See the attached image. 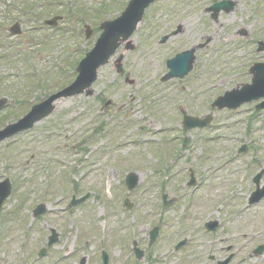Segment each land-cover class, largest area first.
Wrapping results in <instances>:
<instances>
[{"label": "rangeland", "instance_id": "obj_1", "mask_svg": "<svg viewBox=\"0 0 264 264\" xmlns=\"http://www.w3.org/2000/svg\"><path fill=\"white\" fill-rule=\"evenodd\" d=\"M127 1L0 0V97L8 100L0 129L73 80L98 24L118 16ZM218 1L158 0L133 34V49L121 46L99 70L91 96L59 100L34 129L0 143V181L8 178L12 188L0 211V264H102V251L108 264H216L229 252L230 264H264V251L252 253L264 246V200L247 206L252 179L264 169V112L255 111L258 101L234 111L210 107L250 82L252 64L264 63L256 51L264 43V0H232V11L213 20L206 10ZM46 5L56 12L46 16ZM53 15L62 17L58 31L39 23ZM15 22L19 37L8 33ZM178 26L176 36L158 42ZM199 44L189 74L161 82L166 60ZM181 111L210 115L211 122L184 131ZM130 172L138 187L128 193L123 180ZM190 172L195 183L188 187ZM86 194L80 206L68 207L72 196ZM163 194L175 199L171 206L164 207ZM38 204L46 212L34 219ZM210 221L218 228L207 233ZM154 227L158 236L149 246ZM50 228L58 242L39 259Z\"/></svg>", "mask_w": 264, "mask_h": 264}, {"label": "water", "instance_id": "obj_2", "mask_svg": "<svg viewBox=\"0 0 264 264\" xmlns=\"http://www.w3.org/2000/svg\"><path fill=\"white\" fill-rule=\"evenodd\" d=\"M156 0H129L124 11L119 17L114 20H108L102 22L99 28L102 31L99 35L94 47L86 54L85 57L79 62L75 69L77 76L75 80L66 88H63L60 92L49 96L45 101L37 105L32 106L30 111L20 120L15 123L8 124L2 131H0V142L8 139L18 133L30 130L35 123L41 121L42 119L49 116L52 111H54V102L61 99H67L72 96H77L85 93L86 96L93 94L91 86L97 79L98 70L109 63L110 58L115 55L118 48L124 44L125 49L131 50L132 45L129 38L138 29L139 24L142 21L144 15V10H146L150 5H152ZM232 9V3L229 1H223L214 4L207 8V12H211V17L216 19L218 13L223 10L229 12ZM57 18H54L50 22L47 21L46 24L49 26H56ZM181 28L177 27V30L172 32L167 37L164 36L159 41L164 43L170 36H175L180 32ZM11 34H19L20 31L17 25H14L10 29ZM90 35L89 33L86 34ZM194 50L191 49L182 53L177 54L174 58L168 60L166 67L169 70L168 73L162 78V81H169L173 78L182 79L186 76L192 69L194 62ZM264 50V44H258V51ZM122 55H119L115 61L116 73H120L122 70L121 62ZM252 74L251 84L244 85L240 90H233L230 92H225L222 96L218 97L214 102H212L211 107L217 108L218 110L226 109H237L242 104L250 102L252 100H258L263 98V101L256 106L257 110L264 109V64H256L250 69ZM6 100L0 99V108L4 106ZM184 114V113H183ZM211 121V116L208 115L203 119L190 117L184 114L182 126L185 131L191 130L193 128L202 129L207 127ZM188 145V140L183 139V146ZM245 148H242L240 152H244ZM264 174V169L259 172L253 178V183L256 187L255 191L249 195L248 206L258 203L264 198V186L259 187V182ZM126 187L129 191H132L137 186V177L134 174L127 175L125 179ZM194 184L193 177L191 175V181L189 185ZM10 194V185L8 180H4L0 183V208L4 200ZM87 198L84 197L77 202H72L70 205H75L76 203H81ZM165 199V197H164ZM172 203H165L166 205ZM45 212V207L43 205L37 206L33 211V216L38 217ZM217 226L216 222L207 223L205 225L206 230H214ZM51 236L48 238V247L58 241V236L53 229L50 230ZM157 236V229L152 230L150 233V244L154 242ZM264 251V247H258L253 253L255 255H260ZM134 254L137 258L142 257V252H140L134 246ZM45 255V250H41L38 254L39 258ZM102 253L103 264H107V256ZM231 256H229L223 262H218L217 264H228L230 262Z\"/></svg>", "mask_w": 264, "mask_h": 264}, {"label": "flooded vegetation", "instance_id": "obj_3", "mask_svg": "<svg viewBox=\"0 0 264 264\" xmlns=\"http://www.w3.org/2000/svg\"><path fill=\"white\" fill-rule=\"evenodd\" d=\"M164 195V194H163ZM163 195L161 196V201L163 202ZM175 246H173V248H174ZM232 247L230 246V248H229V250L231 249ZM174 251H176V250H174ZM177 251H180V250H177ZM143 252V251H142ZM229 254H233V258H234V253H231V252H229ZM135 257V256H134ZM144 256H142L141 258H136L135 257V259L137 260V261H141L142 260V258H143Z\"/></svg>", "mask_w": 264, "mask_h": 264}]
</instances>
